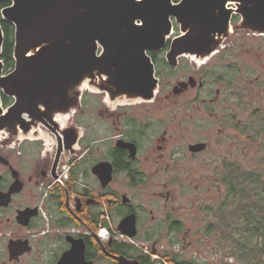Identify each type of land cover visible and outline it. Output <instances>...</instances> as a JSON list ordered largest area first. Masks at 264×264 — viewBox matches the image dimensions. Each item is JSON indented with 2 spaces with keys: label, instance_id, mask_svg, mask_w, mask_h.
<instances>
[{
  "label": "flooded vegetation",
  "instance_id": "obj_1",
  "mask_svg": "<svg viewBox=\"0 0 264 264\" xmlns=\"http://www.w3.org/2000/svg\"><path fill=\"white\" fill-rule=\"evenodd\" d=\"M226 9L231 11L229 24L233 27L241 18L236 14V0H228ZM173 22L176 34L170 41L181 34L180 24L174 18ZM238 38L231 36L222 50L205 60L184 54L170 63V41L165 49L149 51L158 78L152 99L113 102L107 91L90 94L103 96L91 98L86 106L83 103L70 119L81 136L66 180L59 176L63 155L68 152L59 153L60 140L46 126L32 127L27 134L19 128L20 140L0 130V264H120V259L131 264H208L195 256L179 259L177 236L186 229L204 228V224L186 223L185 214L192 212L205 222L211 240L222 246L219 233L209 231V217L201 213L211 209L224 214L225 196L236 194L239 67L227 59L231 53L224 50L237 47ZM216 56L219 58L213 62ZM246 74L243 70V78ZM166 76L177 80L171 91L162 85ZM254 83L259 85L258 77ZM208 126L218 129L216 137ZM42 130L47 135L40 139ZM51 133L48 143L45 137L50 138ZM125 142L131 145L125 146ZM199 143L204 148L194 147ZM98 151L104 155L99 157ZM102 161L112 165L111 179L105 183L93 172ZM180 171L216 172L217 187H226L224 197L207 196L200 202L196 196L199 185L195 194L185 196L177 193L173 180L156 176ZM24 210L32 212L25 224L19 220ZM132 214L137 233L131 237L118 227ZM218 227L222 229V223ZM101 228L107 230L105 236L100 235ZM163 231H169L173 244L169 241L160 248ZM164 250L169 251L162 253Z\"/></svg>",
  "mask_w": 264,
  "mask_h": 264
},
{
  "label": "water",
  "instance_id": "obj_2",
  "mask_svg": "<svg viewBox=\"0 0 264 264\" xmlns=\"http://www.w3.org/2000/svg\"><path fill=\"white\" fill-rule=\"evenodd\" d=\"M2 2H10L0 12L15 27V66L3 75L0 59V130L17 139L19 128L27 134L42 124L60 140L59 153L76 151L81 135L70 119L82 107L85 88L107 91L112 101L154 98L158 78L148 52L166 48L173 18L181 34L169 42L170 63L184 54L205 60L240 33L264 34V0H236L241 18L233 27L228 0ZM3 43L0 23V53ZM2 95L12 98L7 107ZM194 147L202 149L204 144ZM93 172L105 183L112 165L99 162ZM31 213L21 211L19 220L25 224ZM118 228L135 236L136 216L125 217ZM120 264L131 263L120 259Z\"/></svg>",
  "mask_w": 264,
  "mask_h": 264
},
{
  "label": "rangeland",
  "instance_id": "obj_3",
  "mask_svg": "<svg viewBox=\"0 0 264 264\" xmlns=\"http://www.w3.org/2000/svg\"><path fill=\"white\" fill-rule=\"evenodd\" d=\"M236 37H239L236 40V44L238 45L237 47L234 45L233 48H224L225 52L231 53L227 59L237 62L236 69L239 67L238 70H236V164L244 170H252L258 173V176L262 181H264V41L260 38L264 36H253L252 34L248 35L240 33ZM187 56L192 58L190 55ZM218 58L219 56H216L213 62ZM213 64L214 63L208 65L212 66ZM243 70L248 72V75L246 74L244 78ZM171 71H173L176 75L179 73L177 69H172ZM256 77H258L259 85L254 83ZM249 81H253L252 86H250L251 84H249ZM176 83L177 80L168 78V76H166V78H162V85H164V88L167 89V91H171L172 87ZM168 84H171L170 87ZM95 91L99 90H91L90 87L85 88L83 95L85 96L83 97V103L85 106L89 104L91 98L93 97L102 99V93L93 94V96L90 95ZM106 99L108 98L106 97ZM118 101L123 102V100ZM133 101L136 100H131L129 102ZM240 106L244 109H241ZM84 114L85 113H81V115ZM182 130L183 129H181V132H183ZM208 131L212 133L214 137H216L219 133L218 129L210 128L209 126ZM44 135H47V133L42 130L40 137L44 138ZM52 136L53 135L51 133L50 138L45 137L46 142L49 143L52 141ZM79 145L80 144H77L75 147L79 148ZM17 147H19V145H17ZM101 152L102 151H98V153ZM72 154L73 153L69 154L68 152L66 155H63V161L66 160L71 163L70 159L72 157H76L75 155L71 156ZM79 155L80 152L77 156ZM103 155L104 153H101L99 157ZM216 174V172L212 171L191 173L180 171L172 173H157L156 176L157 178L162 177L165 180H173L175 182L177 193L180 192L181 195L185 196L188 193L195 194L199 185V194L196 196H198L199 201L202 202L207 198V196L213 197L215 200L218 197L219 199L224 197L226 187H217L214 178ZM198 175H201V178L195 180ZM134 196L138 197V194L135 193ZM228 204H236V200H232V197L228 198L226 195L224 198V207H228ZM213 206L217 207L218 205L215 203ZM226 212L220 215L213 210L208 209V211L204 210L201 213L202 216L209 217L206 218L211 228L209 231H217V233H219L221 238L220 243L222 246L215 244L214 241L211 240L204 221H199L197 216L192 212L186 213V223L188 225L195 226L197 224H204V228L201 230L186 229L187 231L181 232L177 236V239L180 241L176 244V248H179V251H177L179 253V259H189L195 256L200 259H205L208 261V264H244V262L236 256V253L237 251L242 252V249L245 246L252 245L249 238L250 236H246L240 240V243L236 244V231H224V219ZM229 213L230 211L227 212V214ZM219 222L222 223L223 229L218 227ZM162 234L163 236L160 237L158 247H167L169 241L172 245L173 242L172 238L169 237V231H163ZM236 246H238V250H236ZM168 251L169 250H164L162 253ZM216 257L219 262L216 261ZM152 258H157V255L152 254Z\"/></svg>",
  "mask_w": 264,
  "mask_h": 264
},
{
  "label": "trees",
  "instance_id": "obj_4",
  "mask_svg": "<svg viewBox=\"0 0 264 264\" xmlns=\"http://www.w3.org/2000/svg\"><path fill=\"white\" fill-rule=\"evenodd\" d=\"M6 4L8 2L1 3L0 10ZM0 23L4 30L0 59L3 61L4 71L9 72L15 66V27L9 20L3 19L1 12ZM2 101L4 106H7L11 98L2 95ZM234 189H236V194L232 200H236V204H228L225 208V212L230 211V213H225L224 231H236V244L249 235L252 245L245 246L242 252L237 251L236 256L244 264H264V181L258 173L244 170L236 165Z\"/></svg>",
  "mask_w": 264,
  "mask_h": 264
},
{
  "label": "built area",
  "instance_id": "obj_5",
  "mask_svg": "<svg viewBox=\"0 0 264 264\" xmlns=\"http://www.w3.org/2000/svg\"><path fill=\"white\" fill-rule=\"evenodd\" d=\"M71 165L68 161H64L61 165V175L63 177V180H66L67 176L69 175V171H70ZM106 229L105 228H101L100 229V235L105 236L106 234Z\"/></svg>",
  "mask_w": 264,
  "mask_h": 264
},
{
  "label": "bare ground",
  "instance_id": "obj_6",
  "mask_svg": "<svg viewBox=\"0 0 264 264\" xmlns=\"http://www.w3.org/2000/svg\"><path fill=\"white\" fill-rule=\"evenodd\" d=\"M174 27V26H173ZM172 33H174V30H173V32ZM101 49L99 48V51H100ZM85 85H86V83H85ZM91 90H93V88H90ZM155 93H156V89H155ZM72 130H74V128L72 129ZM70 131V130H69ZM69 176V175H68ZM68 176H67V178H68ZM66 178V179H67ZM59 179H63V177L62 176H59Z\"/></svg>",
  "mask_w": 264,
  "mask_h": 264
}]
</instances>
